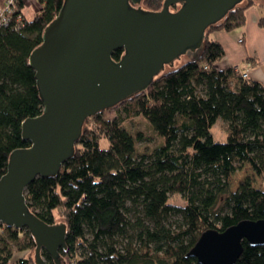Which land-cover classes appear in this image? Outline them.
I'll return each instance as SVG.
<instances>
[{"label":"trees","instance_id":"1","mask_svg":"<svg viewBox=\"0 0 264 264\" xmlns=\"http://www.w3.org/2000/svg\"><path fill=\"white\" fill-rule=\"evenodd\" d=\"M6 1L0 0V8ZM63 1L36 0L40 8L26 20L25 1L14 0L8 22L0 18V178L9 155L30 145L22 139L21 123L42 113L28 58ZM163 1L144 0L141 8L158 11ZM253 4L242 0L207 28L201 49L186 62L111 108L122 115L106 120L100 112L87 118L73 156L57 175L37 177L25 188L32 213L47 224L57 217L65 223L66 249L59 255L66 264H199L187 253L203 232L264 220V190L245 178L231 192L227 181L248 164L264 183V86L242 79L234 67L219 68L224 50L209 38L215 30L243 26ZM258 26L264 28V17ZM123 53L113 51L112 60L118 62ZM132 116L144 118L163 144L139 150L137 144L147 139L122 126V119ZM90 120L93 125L87 126ZM218 121L225 142L211 136ZM101 139L107 140L106 148ZM173 196L183 205L170 203ZM0 226V264H13L15 251L35 249L26 229ZM42 257L52 264L45 251ZM234 264H264V245L243 241Z\"/></svg>","mask_w":264,"mask_h":264},{"label":"water","instance_id":"2","mask_svg":"<svg viewBox=\"0 0 264 264\" xmlns=\"http://www.w3.org/2000/svg\"><path fill=\"white\" fill-rule=\"evenodd\" d=\"M144 0H64L28 58L42 103L41 115L21 123L30 145L13 151L0 178V224L32 236L34 264H66V225L32 213L24 190L37 177L57 175L74 154L84 121L143 92L154 78L198 52L208 27L242 0H164L159 11ZM180 5L175 12L171 6ZM123 49L118 62L113 51ZM264 245V220H244L224 231L207 230L187 253L199 264H234L242 242Z\"/></svg>","mask_w":264,"mask_h":264},{"label":"crops","instance_id":"3","mask_svg":"<svg viewBox=\"0 0 264 264\" xmlns=\"http://www.w3.org/2000/svg\"><path fill=\"white\" fill-rule=\"evenodd\" d=\"M24 1L22 15L26 20H31L37 14L40 5L36 0ZM259 3L260 0H254V4L246 9L244 26L230 32L215 30L209 34V38L223 47L224 56L217 63L219 68L244 69L250 64L249 79L261 84L264 83V28L258 26V20L264 17V11L258 6ZM239 39L243 42L239 43Z\"/></svg>","mask_w":264,"mask_h":264},{"label":"rangeland","instance_id":"4","mask_svg":"<svg viewBox=\"0 0 264 264\" xmlns=\"http://www.w3.org/2000/svg\"><path fill=\"white\" fill-rule=\"evenodd\" d=\"M12 1L14 2V0H12ZM260 1L264 2V0H260ZM141 7H143L142 4H141ZM179 7H180V5L171 6L169 8V12H175ZM10 9H11V6H10ZM261 10L264 11V7H261ZM238 28H240V27H238ZM239 40H241V41H239ZM239 40H238L239 43L243 42L242 39H239ZM184 62H186V61H184ZM183 63H181L180 65H182ZM180 65H178L174 68H177ZM248 65H250V64H248ZM174 68H171V69H174ZM171 69H169L167 71H170ZM167 71H164V72H167ZM261 84L264 86V83H261ZM119 113H121V110L117 107V108H114L111 110H105V111L101 112L100 116L103 119L108 120V119H112V118L119 116ZM121 115H122V113H121ZM91 125H93V121L90 120V121H88L87 126H91ZM122 126L127 128L132 133H136V132L142 133L144 138L147 139V140H144V141L137 144V148L139 150H142L143 147H147L148 149H152L154 147H158V146H161L163 144V139H161L160 137H157L153 133V131L149 127V124L141 116H132L129 118H123L122 119ZM210 133H211V136L215 142H225L226 141V132L224 131V126L222 125V123L220 121L216 122L211 127ZM100 146H101V148H106L108 146L107 140L101 139L100 140ZM245 178L250 179L252 186L254 188L264 190V183L262 182L261 177L255 175V173L252 171V169L250 168V166L248 164H244L240 170L235 171L234 173L230 174L227 177L229 190L231 192L235 191L239 182ZM170 203H173L175 205H183L184 202L179 197L173 196L170 198ZM60 222H63V220L61 219V217H57L55 219V223H60ZM2 231H3L2 227L0 226V233H2ZM19 259L30 260L33 262L34 250H24V251H20V252L15 251L13 253L11 263L14 264Z\"/></svg>","mask_w":264,"mask_h":264},{"label":"built area","instance_id":"5","mask_svg":"<svg viewBox=\"0 0 264 264\" xmlns=\"http://www.w3.org/2000/svg\"><path fill=\"white\" fill-rule=\"evenodd\" d=\"M12 0H7L5 3V7L0 8V18H1V22L6 24L9 20V16L8 14H10V6L12 4ZM241 41V40H239ZM249 67L250 65H246V68H239V67H234L235 71L240 74L242 79H249Z\"/></svg>","mask_w":264,"mask_h":264}]
</instances>
